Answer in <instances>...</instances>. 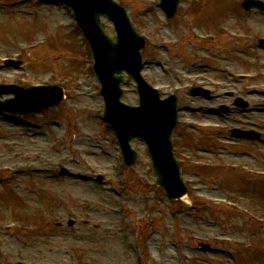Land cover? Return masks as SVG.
Instances as JSON below:
<instances>
[{
  "label": "rangeland",
  "instance_id": "rangeland-1",
  "mask_svg": "<svg viewBox=\"0 0 264 264\" xmlns=\"http://www.w3.org/2000/svg\"><path fill=\"white\" fill-rule=\"evenodd\" d=\"M4 1L12 0H1L0 3ZM125 1L129 4L128 8L135 26L151 36L152 51L151 53L148 51L147 55L150 54L149 57L152 58L148 60L144 73L152 85H157L162 95L177 87V83H183V78L188 77L186 72L189 71L191 62L197 60L200 63L208 61L212 67L206 70L195 69L194 73L201 72L215 79H226L224 84L226 88H216L214 91L220 93L218 99L206 100L193 97L185 91L178 94L179 109H181L179 121L186 125L188 131L180 139V145L186 155L191 157L194 167L197 161L206 165L211 164L206 169L193 168L192 164L183 166L184 178L193 180L191 185L198 187L193 195L212 199L232 196L241 206H254L255 216H264V191L262 192L263 188H258L261 181L257 180V177L242 173V168L264 170V106L261 94V90L264 89V49L256 46L257 40L264 37V15L258 11L245 13L241 9V0H181L177 14L182 16L183 12H186L188 16L178 17L169 25L172 28L167 30L165 17L157 6V0ZM18 8L29 12L32 3H25ZM0 13V52L2 53L11 55L17 50L19 43H30L43 34L50 36L51 31L55 32L47 47L24 56L25 74L22 75L24 78L41 83H57L64 80L66 82L61 83L67 89V100L59 108L32 117L35 122H41L46 127L43 129L47 132L46 135L44 133L37 141L33 142L25 137L15 139L12 133L25 130L16 126L13 128L5 121L0 124V136L6 135L5 139H0V166L4 165L1 164L2 162L10 164L7 161L9 154L17 152L18 155H22L25 152L23 149L29 144L32 146H28V151L42 150L49 153V156L55 158L60 156V163L64 164L62 166L69 167L73 175L69 177L71 180L65 177L58 178L59 176L55 175L43 182L21 179L20 188L25 184L24 187L34 188L35 194H29L24 190L16 194V191L13 192L9 188H0V219L24 217L37 220L36 211L41 218L54 217L51 231L56 235L36 239L30 248H25L23 256L27 264L68 261L78 264H133L131 260L133 253L125 254V249L122 252L117 232V216L109 215L106 211L116 206L113 192L108 193L103 187L78 181L82 174L88 173L93 177L95 173L101 172L106 174L108 182H111L112 175L108 168L112 161H116L115 149L107 144L110 141V133L103 128L104 125L97 117L102 106L101 100L96 96L94 77L88 72L91 61L86 46L77 34L78 29L71 31V28L66 26L68 18L60 6L44 9L41 17ZM191 25L201 33H213V42L198 44L188 32L189 29L194 30ZM230 30L242 38L232 36ZM169 33L180 40L178 46L169 47L165 39ZM202 49H211L209 53L214 56L208 59V54ZM179 55L183 58L181 59ZM162 64L164 68H168L165 73L160 72ZM238 72H251L255 77L249 80L239 79ZM8 74V71H1L0 81ZM69 77H71L70 83ZM79 81H84L85 84L83 89L76 90L72 85L80 84ZM226 91H233L234 94L246 99L253 110L248 113L219 112L216 105L227 103ZM123 100L129 104L136 103V93L132 85L129 84L127 87ZM52 120L64 122L69 129L65 137L71 149L64 147L62 154L51 151L48 145L58 138L63 129V127L57 128L55 123L47 127L50 124L48 121ZM197 120L207 124L213 121L229 125L230 128L254 126L255 130L261 133L262 141L249 143L232 140V144H225L223 138L217 139V136L211 137L205 132L193 133ZM78 133L82 135L80 141H73L71 134L75 137ZM197 144L201 148L200 152L195 151ZM134 146L141 157L137 172L134 171L131 176L135 184L140 186L139 191L145 193V201L129 204L128 209L134 216H145V220L141 223L142 232L149 226L158 229L157 236L153 237L156 239L154 246L158 243L162 244L163 254L170 256L165 259V264H178L174 259L171 242L179 244L183 257L182 264H232L225 255L200 254L194 250L186 252L187 255L184 253V249H190L196 242L208 241L221 234L248 241L247 247L236 249L244 252L239 256L242 262H245L243 258L246 252H249L253 254L252 264H264V258L261 257L264 252L258 250L256 245L258 244L260 248L261 243H257L256 239L261 238V241L263 239L259 235L260 225L257 221L218 203L208 202V208L204 211L184 210L182 213L178 208L177 211L181 215H178L176 222H173L171 231L166 233L167 226L171 223L164 220L157 222L158 216L155 213L156 208L166 212V202L162 199L161 191L150 188L152 186V177L148 170L150 164L143 146L140 142H136ZM209 147H212L213 154L206 151ZM242 152L248 155L243 156ZM232 165L237 167H231ZM219 178H224V181L220 182ZM148 188L149 190L146 191ZM25 196H32V201ZM147 196H152L158 202L154 199L150 200ZM83 198L88 202L84 203ZM111 200L112 202L107 205L106 203ZM185 201L188 199L186 198ZM67 216L75 219L88 218L92 224L78 225L75 229H69L63 223L62 227H55L57 222H62ZM14 238L12 240L5 237L2 246V251L10 257L11 264H17L18 261L15 247L21 248L25 238L27 239L23 234ZM250 244L252 245L249 247ZM68 245L71 247L68 248ZM185 245L188 248H185ZM216 250L222 249L216 247ZM238 261L240 262L239 259Z\"/></svg>",
  "mask_w": 264,
  "mask_h": 264
},
{
  "label": "water",
  "instance_id": "water-1",
  "mask_svg": "<svg viewBox=\"0 0 264 264\" xmlns=\"http://www.w3.org/2000/svg\"><path fill=\"white\" fill-rule=\"evenodd\" d=\"M119 17H120L121 21L124 22L123 17H121V16H119ZM138 42H139V41H138ZM135 51H137V49H136ZM101 70H102V69H101ZM102 83H103V87H104V89H103L104 92H105L106 94H108V93H107V82H106L105 80L102 79ZM107 98H109V97H107Z\"/></svg>",
  "mask_w": 264,
  "mask_h": 264
}]
</instances>
